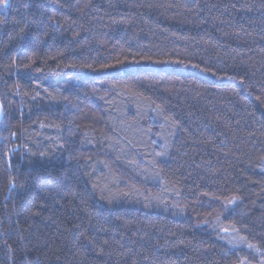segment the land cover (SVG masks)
Instances as JSON below:
<instances>
[{"label":"trees","instance_id":"16d2710c","mask_svg":"<svg viewBox=\"0 0 264 264\" xmlns=\"http://www.w3.org/2000/svg\"><path fill=\"white\" fill-rule=\"evenodd\" d=\"M0 103V264H264V0H7Z\"/></svg>","mask_w":264,"mask_h":264},{"label":"water","instance_id":"95a60500","mask_svg":"<svg viewBox=\"0 0 264 264\" xmlns=\"http://www.w3.org/2000/svg\"><path fill=\"white\" fill-rule=\"evenodd\" d=\"M2 117H3V108L0 103V123H1Z\"/></svg>","mask_w":264,"mask_h":264},{"label":"snow or ice","instance_id":"6c2138e0","mask_svg":"<svg viewBox=\"0 0 264 264\" xmlns=\"http://www.w3.org/2000/svg\"><path fill=\"white\" fill-rule=\"evenodd\" d=\"M0 4H3L4 7H7V0H0Z\"/></svg>","mask_w":264,"mask_h":264}]
</instances>
